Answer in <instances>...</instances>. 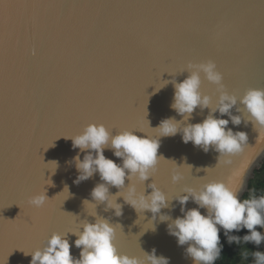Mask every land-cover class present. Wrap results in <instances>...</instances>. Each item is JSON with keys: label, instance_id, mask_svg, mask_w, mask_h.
Listing matches in <instances>:
<instances>
[{"label": "water", "instance_id": "1", "mask_svg": "<svg viewBox=\"0 0 264 264\" xmlns=\"http://www.w3.org/2000/svg\"><path fill=\"white\" fill-rule=\"evenodd\" d=\"M209 60L230 94L264 88V0H2L0 264H30L31 256L24 253L43 247L52 232H75L82 220L94 222L93 213L121 225L115 241L120 252L142 256L141 249L155 248L169 264H193L187 246L178 245L167 231L168 222L158 216L152 223L150 212L137 213L123 197L116 201L122 205L120 217L106 211L105 204H83L94 203L91 190L102 181L96 173L74 183L73 157L79 153L82 160L85 153L73 149L69 137L99 123L113 134L128 129L158 139L153 128L161 120L183 119L170 107L172 84L164 85L173 77L185 79L189 64ZM201 80V91L214 106L217 86L203 74ZM236 107L232 114L241 116V124L228 127L247 133L241 153H205L183 143L179 133L160 137L158 156L165 159L160 158L145 184L132 180L137 192H150L147 184L153 180L176 198L186 185L198 189L220 180L238 186L243 199L264 161V130ZM208 112L197 108L187 123L202 122ZM104 155L121 163L109 149ZM176 169L189 179L173 184ZM191 175L202 178L192 181ZM44 191L46 205L33 207L29 197ZM118 191L109 186L110 194ZM126 191L122 188L119 195ZM195 207L188 202L187 208ZM161 214L180 216V205L173 200ZM67 238L71 254L79 258L77 237L69 233Z\"/></svg>", "mask_w": 264, "mask_h": 264}, {"label": "clouds", "instance_id": "2", "mask_svg": "<svg viewBox=\"0 0 264 264\" xmlns=\"http://www.w3.org/2000/svg\"><path fill=\"white\" fill-rule=\"evenodd\" d=\"M187 73L186 78L180 82L174 77L171 81L166 80L164 86L171 83L174 88L170 107L183 119L161 120L153 128L158 131L159 138L179 133L183 143L191 142L205 153L210 150L225 156L241 153L248 143V135L228 127L230 122L233 126L241 124V116L233 115L232 109L240 105L251 118L249 121L253 126L264 130V88H249L240 96L230 94L225 90L222 74L211 60L189 64ZM201 74L209 83L217 86L219 95L214 106L211 97L201 91ZM197 108L201 111L208 109V115L202 122L187 123ZM236 110L239 112L237 107ZM225 116L228 118H222ZM136 133L124 129L113 134V130L104 124L90 123L81 133L69 137L73 149L85 153L82 160L79 153L73 157L78 172L74 183L79 184L96 173L102 181L91 190L94 203L84 200L83 204H105L106 211L112 209L114 215L120 217L123 214L122 205L116 201L118 197H123L124 202L137 213L150 212L152 223L158 216L160 222H168L167 231L177 239L178 245L187 246L185 252L193 264H215L220 258L221 230L229 244L251 243L259 248L264 242V234L257 230V227L264 229V195L257 196L253 192L249 198L240 199L238 186L220 180L209 181L198 189L186 185L176 198H169L153 180L147 184L150 192L146 194L144 189L138 193L132 180L145 184L156 172L160 158L164 157L158 156L159 138L139 136ZM106 149L111 150L121 163L107 158L104 155ZM53 162L57 168L58 162ZM225 162L230 163V160ZM126 179L129 181L127 186ZM183 179L184 175L179 169L173 171V184ZM109 186L119 191L115 195L110 194ZM122 188L127 189L125 195H119ZM48 200L46 191L29 197V203L35 208L44 207ZM173 200L180 205L181 215L172 218L161 214V209L169 208ZM189 201L197 207L187 208ZM201 209L205 210L204 213ZM90 216L94 217V222L82 220L75 232H52L43 247L24 253L31 256L30 264H169L168 258L157 256L155 248L151 252L141 249L142 256L120 252L115 243L116 228L120 224H113L97 213ZM242 229H247V234L242 237L233 234ZM69 233L77 237L74 245L80 249L79 258L70 252L71 245L67 238ZM244 255L247 258V253ZM252 260L253 264H264V251H253Z\"/></svg>", "mask_w": 264, "mask_h": 264}, {"label": "trees", "instance_id": "3", "mask_svg": "<svg viewBox=\"0 0 264 264\" xmlns=\"http://www.w3.org/2000/svg\"><path fill=\"white\" fill-rule=\"evenodd\" d=\"M253 192L257 196L264 195V161L261 166L255 170L254 177L251 179L248 191L244 194L243 199L249 198L250 194ZM257 230L260 231L262 229L257 227ZM233 234L242 237L247 234V229H242L240 232ZM220 240L222 252L215 264H253L252 252L257 250L262 251L261 245L257 248L251 243L245 244L241 242L240 244H229L223 231L220 235ZM245 253H247V258H245Z\"/></svg>", "mask_w": 264, "mask_h": 264}, {"label": "snow or ice", "instance_id": "4", "mask_svg": "<svg viewBox=\"0 0 264 264\" xmlns=\"http://www.w3.org/2000/svg\"><path fill=\"white\" fill-rule=\"evenodd\" d=\"M0 3H2V0H0ZM186 71H188V69L186 70ZM165 73V72H164ZM168 73V72H167ZM163 74V73H162ZM161 74V75H162ZM225 86V85H224ZM137 132H139V131H137ZM144 134H146V133H144ZM204 177V176H203ZM202 177H200V178H195V177H193L192 175H191V180L193 181V180H200ZM189 179V177H184V179L183 180H188ZM93 214H95V213H93ZM73 223H75V221H73ZM68 231H71V229H68Z\"/></svg>", "mask_w": 264, "mask_h": 264}, {"label": "rangeland", "instance_id": "5", "mask_svg": "<svg viewBox=\"0 0 264 264\" xmlns=\"http://www.w3.org/2000/svg\"><path fill=\"white\" fill-rule=\"evenodd\" d=\"M261 232H262V234H264V229H262V230H260ZM261 249H262V251H264V242H262V244H261Z\"/></svg>", "mask_w": 264, "mask_h": 264}]
</instances>
